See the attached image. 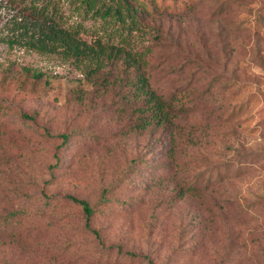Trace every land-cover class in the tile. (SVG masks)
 Returning <instances> with one entry per match:
<instances>
[{
    "label": "rangeland",
    "instance_id": "obj_1",
    "mask_svg": "<svg viewBox=\"0 0 264 264\" xmlns=\"http://www.w3.org/2000/svg\"><path fill=\"white\" fill-rule=\"evenodd\" d=\"M146 7L131 43L173 140L137 126L122 62L11 45L22 11L0 0V264H264V0Z\"/></svg>",
    "mask_w": 264,
    "mask_h": 264
},
{
    "label": "trees",
    "instance_id": "obj_2",
    "mask_svg": "<svg viewBox=\"0 0 264 264\" xmlns=\"http://www.w3.org/2000/svg\"><path fill=\"white\" fill-rule=\"evenodd\" d=\"M11 1L22 11L12 19L15 30L7 37L11 45L20 42L28 49L72 59L85 74L98 73L108 64L122 62L131 95L140 101L135 109L139 112L137 126L170 127L173 140L172 130L180 112L176 100L158 92L150 82L152 50L147 45L136 48L131 43L133 31L139 29L147 13L146 2L152 0ZM88 19L89 25L85 22ZM83 34L93 38L88 40ZM31 74L40 76L41 72L33 70ZM179 193L182 195V191ZM65 196L78 203L86 219H90L95 209L87 199L70 193ZM101 198L107 197L103 193ZM17 213L14 210L11 215Z\"/></svg>",
    "mask_w": 264,
    "mask_h": 264
}]
</instances>
